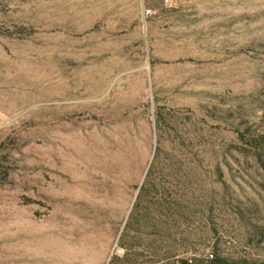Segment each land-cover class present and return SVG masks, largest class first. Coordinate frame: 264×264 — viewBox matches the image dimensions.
Segmentation results:
<instances>
[{
    "label": "rangeland",
    "instance_id": "obj_1",
    "mask_svg": "<svg viewBox=\"0 0 264 264\" xmlns=\"http://www.w3.org/2000/svg\"><path fill=\"white\" fill-rule=\"evenodd\" d=\"M264 264V0H0V264Z\"/></svg>",
    "mask_w": 264,
    "mask_h": 264
},
{
    "label": "trees",
    "instance_id": "obj_2",
    "mask_svg": "<svg viewBox=\"0 0 264 264\" xmlns=\"http://www.w3.org/2000/svg\"><path fill=\"white\" fill-rule=\"evenodd\" d=\"M216 261L224 263V264H249V263H245L244 261H227L225 259H216Z\"/></svg>",
    "mask_w": 264,
    "mask_h": 264
}]
</instances>
